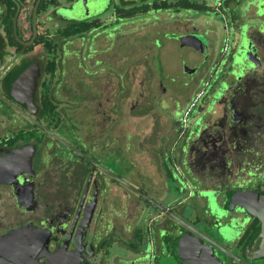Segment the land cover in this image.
<instances>
[{"label": "flooded vegetation", "instance_id": "af4514ba", "mask_svg": "<svg viewBox=\"0 0 264 264\" xmlns=\"http://www.w3.org/2000/svg\"><path fill=\"white\" fill-rule=\"evenodd\" d=\"M179 75L215 80L189 134L206 88L154 108ZM239 194L264 197V0H0V264H264Z\"/></svg>", "mask_w": 264, "mask_h": 264}, {"label": "rangeland", "instance_id": "374dc122", "mask_svg": "<svg viewBox=\"0 0 264 264\" xmlns=\"http://www.w3.org/2000/svg\"><path fill=\"white\" fill-rule=\"evenodd\" d=\"M105 1H107V0H105ZM202 15H203V13H202ZM188 17H190L191 19H197L199 17V14H197L196 12H193ZM225 37H226V33L224 32V30L214 32V42H213L214 47L221 49L222 42L225 40ZM202 41H203V44L206 45V40L203 39ZM127 45H129V44H127ZM124 48H126L127 50L130 49L127 46H125ZM127 50H125V51H127ZM133 54H134V56L136 54H138V50L135 49ZM223 59H225V58L224 57L223 58L217 57L216 61L218 63H220L221 61H223ZM214 81L215 80H212L210 82V84H208L207 86H205L201 82L198 85V87L189 88L186 86L183 88V83L187 82V79L183 78L182 75L175 77L174 80L165 78L163 83L165 85L167 93L165 96H163V99L169 100V98L172 97V98H175L176 101L172 103L174 106L170 107V108L167 107V105H164L163 107H159L156 105V106H154V108L159 113H162V111L159 108H168L167 111L164 113V115L167 117L166 119L168 120V123H170V125L173 126L176 123L175 120H178L180 117V113H179L180 109L185 108L183 106H185V104L189 100L190 95L193 94L194 91L197 92V90L200 89L201 87L206 88L207 92H206L205 97L200 101L198 107L193 111L192 115L189 117L188 124L183 129V132H185V134H189L191 131L196 129V127L199 123L200 117L204 116L207 109H208V105H209L211 97H212L211 95L215 89V82ZM138 84H139V82L136 81L134 84L135 86H133V88L136 89ZM136 99H137V96L133 95L131 97L130 96L126 97V99L124 101V108H125L124 131H125V135H127V136H130L133 134H138V135H140V137L143 138V137H147L151 134L150 129H151V125L153 124L152 123L153 118H151L150 116H147L142 120L141 123H137L139 120L136 117L135 118L132 117V115H137V114H140L141 112L129 113V104ZM175 108H176V112H173V110ZM150 113H151V111H150ZM154 119H156L155 121L158 124V127H156L157 133L158 134H164L165 132H167L165 129V125H164V121H165L164 116L163 115H157L156 118H154ZM129 153L130 152L128 151V149L125 148V168H126L125 171L126 172H128V168H131V164H132V157H130ZM141 163L144 166V165L148 164V161L146 160V158H144L141 160ZM138 169H140V168H138ZM140 174H143V171ZM131 180H129V181H131Z\"/></svg>", "mask_w": 264, "mask_h": 264}, {"label": "water", "instance_id": "95a60500", "mask_svg": "<svg viewBox=\"0 0 264 264\" xmlns=\"http://www.w3.org/2000/svg\"><path fill=\"white\" fill-rule=\"evenodd\" d=\"M233 201H238L237 205L258 217L263 224V238L257 248V257H264V197L259 199L256 194H239L233 197Z\"/></svg>", "mask_w": 264, "mask_h": 264}, {"label": "built area", "instance_id": "2783aa9c", "mask_svg": "<svg viewBox=\"0 0 264 264\" xmlns=\"http://www.w3.org/2000/svg\"><path fill=\"white\" fill-rule=\"evenodd\" d=\"M198 98H199V95H197L194 99L191 100V102L189 103V106L187 107L188 109L185 111L184 117H186L190 108H192L196 104Z\"/></svg>", "mask_w": 264, "mask_h": 264}]
</instances>
